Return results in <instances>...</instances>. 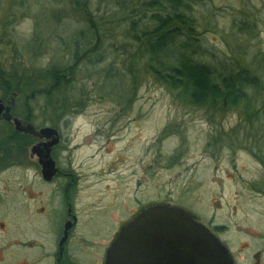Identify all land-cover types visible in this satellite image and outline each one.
<instances>
[{
  "label": "rangeland",
  "instance_id": "rangeland-1",
  "mask_svg": "<svg viewBox=\"0 0 264 264\" xmlns=\"http://www.w3.org/2000/svg\"><path fill=\"white\" fill-rule=\"evenodd\" d=\"M138 4V0H0V95L1 84L6 83L11 91L21 92L27 103L44 104L37 91L44 86L47 71L71 64L77 33L88 28L83 11L102 20V27L111 29L102 37L100 51L105 58L94 66H79L72 83L73 101L80 99L79 103L72 104L68 113H52V109L44 113L50 120L76 119L69 139L78 148L65 149V155L73 156L77 173L83 175L81 184L103 190L109 182H101L95 173L112 159L111 153L123 152L131 136L137 140L130 151H149L144 147H151L153 138L170 126L180 136L168 138L161 148L170 152L183 140L179 151L186 156L187 167L161 172L166 173L160 179L165 185L156 189L157 198L169 193L182 199L202 222L208 218L227 225L232 251H246L239 264H250L252 253L264 247L263 241L252 240L264 238V167L254 155L264 156V0H200L193 10L199 39L207 50L202 60L229 67L245 65L258 77L257 89L249 94L250 106L229 112L190 107L176 92L142 72L139 64L136 70L142 73L131 90L125 60L134 48L124 31L130 9ZM110 69L116 71L113 79L99 75ZM82 89L85 96L78 97ZM73 106H77L75 113ZM114 119L138 120L135 125L141 127L134 128L133 134L122 133V141L105 154L99 151V143L91 144L87 137L92 134V121ZM213 137H219V159L204 152ZM229 142L234 144L228 150ZM91 193L92 201L100 198Z\"/></svg>",
  "mask_w": 264,
  "mask_h": 264
},
{
  "label": "flooded vegetation",
  "instance_id": "flooded-vegetation-1",
  "mask_svg": "<svg viewBox=\"0 0 264 264\" xmlns=\"http://www.w3.org/2000/svg\"><path fill=\"white\" fill-rule=\"evenodd\" d=\"M0 100V264H105L107 250L121 229L142 210L157 204L188 212L226 248L232 264L241 262L239 256L246 251H232L226 239L227 225L215 224L207 217L208 221L202 222L198 214L186 208L182 199L169 193L156 196V189L165 185L160 182L162 176L187 167V158L179 151L183 140L170 152L161 148L168 138L180 136L178 131L165 126L153 138L151 147H144L149 151L140 153L130 151L137 140L131 136L123 152L115 153L116 149L111 153L112 159L96 170L95 176L101 182H109L96 192L92 189L94 185L81 184L83 175L77 173L73 156L65 155V149L78 148L71 146L69 139L76 119H46L50 106L29 104L21 92L7 87ZM77 106H73V113L78 111ZM139 122L94 120L92 134L87 138L91 144L99 143V151L107 154L122 141V133L133 134L134 128H140L135 125ZM29 126L32 131L28 130ZM43 128H50L53 133L40 136ZM218 138L213 137L204 147V152L215 159L219 154ZM232 144L226 145L228 150ZM124 152L127 153L124 155ZM254 155L264 167V156ZM40 160L52 162L53 173L49 179L43 176ZM162 171L166 173L162 175ZM92 191L100 195L96 201L91 200ZM97 239L108 240L95 242ZM252 240L264 242L263 237H252ZM251 259L250 264H264V247L254 251Z\"/></svg>",
  "mask_w": 264,
  "mask_h": 264
},
{
  "label": "trees",
  "instance_id": "trees-1",
  "mask_svg": "<svg viewBox=\"0 0 264 264\" xmlns=\"http://www.w3.org/2000/svg\"><path fill=\"white\" fill-rule=\"evenodd\" d=\"M138 2L141 4L130 9L131 14L125 19L128 28L124 31L125 39L131 41L134 48L125 60L131 90L137 77L145 72L157 83L176 92L190 107L229 112L241 105L250 106L249 94L259 85L258 77L250 69L241 64L229 67L225 63L212 65L202 60L207 50L199 39L193 14L200 0ZM77 9L81 10L79 4ZM83 13L88 28L77 33L71 64L47 71L45 84L37 91V97L44 98V104L50 106L48 109H52V113H68L72 104L79 103L80 99L75 103L72 96V83L79 66L82 63L94 66L105 58L100 51L102 37L111 29L103 28L105 23L99 18L96 20L87 12ZM137 64L142 66V72L136 70ZM115 73L110 69L99 75L113 79ZM1 85L3 89L8 86ZM77 96H85L83 89Z\"/></svg>",
  "mask_w": 264,
  "mask_h": 264
},
{
  "label": "water",
  "instance_id": "water-1",
  "mask_svg": "<svg viewBox=\"0 0 264 264\" xmlns=\"http://www.w3.org/2000/svg\"><path fill=\"white\" fill-rule=\"evenodd\" d=\"M28 130L32 131V126ZM52 133V129L43 128L39 135ZM40 162L44 178L49 179L52 162ZM105 264H232V259L220 241L188 212L157 204L142 210L121 229L107 250Z\"/></svg>",
  "mask_w": 264,
  "mask_h": 264
}]
</instances>
